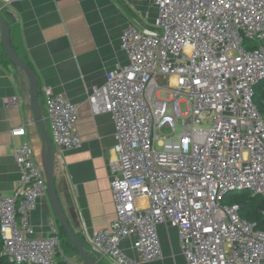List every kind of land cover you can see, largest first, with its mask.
<instances>
[{
	"label": "built area",
	"instance_id": "1",
	"mask_svg": "<svg viewBox=\"0 0 264 264\" xmlns=\"http://www.w3.org/2000/svg\"><path fill=\"white\" fill-rule=\"evenodd\" d=\"M143 1L156 7L154 27L122 31L126 66L87 98L93 115L111 119L115 155L109 189L116 217L91 235L90 246L110 264L156 262L157 228L165 224L177 232L184 264H264V231L229 199L242 192L264 198V117L254 103L264 81V0ZM43 94L54 148L80 149L77 106L49 88ZM10 102L17 106V98ZM12 158L20 177L0 197L2 256L12 264H55L57 257L73 264L56 230L30 237L45 178L26 141ZM128 238L137 259L120 247Z\"/></svg>",
	"mask_w": 264,
	"mask_h": 264
},
{
	"label": "crops",
	"instance_id": "2",
	"mask_svg": "<svg viewBox=\"0 0 264 264\" xmlns=\"http://www.w3.org/2000/svg\"><path fill=\"white\" fill-rule=\"evenodd\" d=\"M0 13L13 49L36 74L39 109L47 131L44 88L77 106L81 147L67 152L54 148V188L63 215L89 259L110 264L92 249L89 240L116 217L109 189L114 132L109 115H93L87 98L91 88L103 85L109 73L126 66L119 44L122 31L128 26L137 30L154 27L156 7L143 0H0ZM12 98H17V106L11 104ZM17 128H23V133L12 134ZM25 141L41 166L42 143L28 94L18 68L0 47V197L9 196L18 184L20 171L12 153ZM142 199L140 205L145 203ZM29 224L31 238H45L50 229L56 230L63 256L82 264L66 243L47 192L39 198ZM157 232L162 257L143 264H184L176 230L164 224ZM120 247L128 257L137 259L131 239L122 241ZM55 264L64 263L57 257Z\"/></svg>",
	"mask_w": 264,
	"mask_h": 264
},
{
	"label": "water",
	"instance_id": "3",
	"mask_svg": "<svg viewBox=\"0 0 264 264\" xmlns=\"http://www.w3.org/2000/svg\"><path fill=\"white\" fill-rule=\"evenodd\" d=\"M0 47L2 48L8 60L15 65L20 72V80L26 89L29 99L30 110L32 113L33 123L36 126L39 138L41 140V168L45 178L46 192L52 210L63 228L70 245L74 248L82 264H96L89 259L87 253L81 244L77 241L67 220L65 219L58 201L54 183V155L55 149L51 137L45 126L44 118L39 109L38 103V82L35 72L21 59L12 47L8 26L0 13Z\"/></svg>",
	"mask_w": 264,
	"mask_h": 264
},
{
	"label": "trees",
	"instance_id": "4",
	"mask_svg": "<svg viewBox=\"0 0 264 264\" xmlns=\"http://www.w3.org/2000/svg\"><path fill=\"white\" fill-rule=\"evenodd\" d=\"M257 89L258 87L255 90L254 103L258 112L262 115V117H264V94L262 93L260 96H258ZM234 202L240 207L239 214L241 218L251 223H254L259 230L264 231V198L251 196L246 192H242L237 195V198L234 200ZM65 238L67 239V237ZM66 243L69 246H71L68 239ZM61 247H62V241H61ZM1 250H2V240L0 237V264H12L7 262L6 259L2 256Z\"/></svg>",
	"mask_w": 264,
	"mask_h": 264
},
{
	"label": "rangeland",
	"instance_id": "5",
	"mask_svg": "<svg viewBox=\"0 0 264 264\" xmlns=\"http://www.w3.org/2000/svg\"><path fill=\"white\" fill-rule=\"evenodd\" d=\"M169 83H170V87H172V82L169 80ZM158 84L160 86H166L165 82H163L162 80H159L158 81ZM156 93L158 94V97L162 100H168L169 99V94L168 92L166 91H163V90H156ZM264 94V81H262L260 84H259V87L257 89V95L260 96L261 94ZM178 109H179V112L181 114L185 113L187 111V106H186V99L184 97H180L178 99ZM48 132L50 133L49 131V128H48ZM162 134H167L168 132L165 131V130H162L161 131ZM237 195L238 194H231L229 196V199L231 201L235 200L237 198Z\"/></svg>",
	"mask_w": 264,
	"mask_h": 264
},
{
	"label": "bare ground",
	"instance_id": "6",
	"mask_svg": "<svg viewBox=\"0 0 264 264\" xmlns=\"http://www.w3.org/2000/svg\"><path fill=\"white\" fill-rule=\"evenodd\" d=\"M142 201H143V199H142Z\"/></svg>",
	"mask_w": 264,
	"mask_h": 264
}]
</instances>
